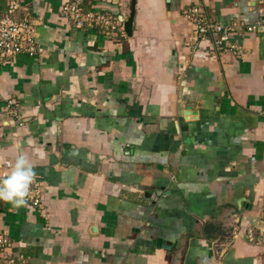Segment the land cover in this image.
<instances>
[{
  "label": "crops",
  "instance_id": "0c3cea01",
  "mask_svg": "<svg viewBox=\"0 0 264 264\" xmlns=\"http://www.w3.org/2000/svg\"><path fill=\"white\" fill-rule=\"evenodd\" d=\"M65 1L21 0L44 52L0 62V167L26 152L42 196L0 233L27 264H264V0H106L113 35ZM194 5L256 26L221 35L240 58L192 50Z\"/></svg>",
  "mask_w": 264,
  "mask_h": 264
},
{
  "label": "built area",
  "instance_id": "2783aa9c",
  "mask_svg": "<svg viewBox=\"0 0 264 264\" xmlns=\"http://www.w3.org/2000/svg\"><path fill=\"white\" fill-rule=\"evenodd\" d=\"M5 2L0 10V62L18 55L24 54L31 58L43 54L44 48L39 43L33 21L30 17L17 18L21 6V0H1ZM106 0H67L60 9L59 14L66 19L74 28L98 29L106 34L123 33L122 18L113 15L107 8ZM183 17L194 26V36L190 43L192 50L197 51L200 43L207 38L211 39L216 53L232 54L236 58L242 56L243 48L238 42H226L222 34L244 35L256 29V26H247L244 21L237 20L228 26H223L212 21L201 5H194L183 10ZM15 102L10 101L5 112L16 116L12 107ZM10 163L5 162L0 167V178L8 173ZM6 203L0 201V210ZM27 205L41 209L42 196L40 185L35 179L30 189V197ZM0 264H27V259L14 249L13 242L0 233Z\"/></svg>",
  "mask_w": 264,
  "mask_h": 264
},
{
  "label": "clouds",
  "instance_id": "9594fccd",
  "mask_svg": "<svg viewBox=\"0 0 264 264\" xmlns=\"http://www.w3.org/2000/svg\"><path fill=\"white\" fill-rule=\"evenodd\" d=\"M37 173L26 152L19 150L10 172L0 178V201L14 208L27 206L30 189Z\"/></svg>",
  "mask_w": 264,
  "mask_h": 264
},
{
  "label": "water",
  "instance_id": "95a60500",
  "mask_svg": "<svg viewBox=\"0 0 264 264\" xmlns=\"http://www.w3.org/2000/svg\"><path fill=\"white\" fill-rule=\"evenodd\" d=\"M130 25H131V18L125 21V23H124V30L125 31H128L129 28H130Z\"/></svg>",
  "mask_w": 264,
  "mask_h": 264
}]
</instances>
